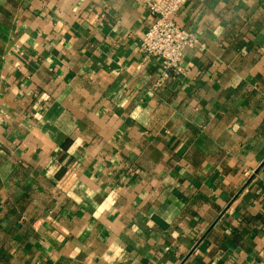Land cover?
<instances>
[{
	"label": "crops",
	"instance_id": "0c3cea01",
	"mask_svg": "<svg viewBox=\"0 0 264 264\" xmlns=\"http://www.w3.org/2000/svg\"><path fill=\"white\" fill-rule=\"evenodd\" d=\"M164 76L140 0H0V264H264V0H186Z\"/></svg>",
	"mask_w": 264,
	"mask_h": 264
},
{
	"label": "built area",
	"instance_id": "2783aa9c",
	"mask_svg": "<svg viewBox=\"0 0 264 264\" xmlns=\"http://www.w3.org/2000/svg\"><path fill=\"white\" fill-rule=\"evenodd\" d=\"M140 1L153 19L140 41V51L146 58L161 60L165 77L171 73L183 74L186 53L198 47L202 49L198 40L175 19L186 0Z\"/></svg>",
	"mask_w": 264,
	"mask_h": 264
}]
</instances>
